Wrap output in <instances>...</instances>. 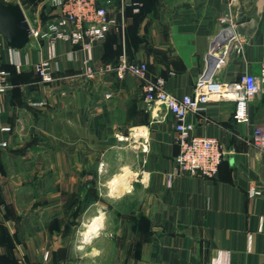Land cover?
I'll return each mask as SVG.
<instances>
[{
    "label": "crops",
    "instance_id": "0c3cea01",
    "mask_svg": "<svg viewBox=\"0 0 264 264\" xmlns=\"http://www.w3.org/2000/svg\"><path fill=\"white\" fill-rule=\"evenodd\" d=\"M17 1L27 19H47L44 0ZM125 3L107 7L117 28L94 46L95 67L125 52L177 97L214 69L221 82L261 75L264 0H142L138 14ZM216 36L224 43L207 55ZM48 52L30 41L16 67L1 51L11 87L0 95V264H264V155L249 143L264 88L248 122L234 120L232 100L190 113L194 133L217 138L224 155L213 177L175 173L174 119L143 100L144 80L87 77V54L59 41L43 81L31 64Z\"/></svg>",
    "mask_w": 264,
    "mask_h": 264
},
{
    "label": "built area",
    "instance_id": "2783aa9c",
    "mask_svg": "<svg viewBox=\"0 0 264 264\" xmlns=\"http://www.w3.org/2000/svg\"><path fill=\"white\" fill-rule=\"evenodd\" d=\"M125 4L139 10V1L122 0ZM112 0H44L40 7L47 12V19L41 20L38 16L32 20L27 19L30 33L29 41L45 42L49 52L48 57L40 55L39 60L31 64L43 81L53 79L50 59L54 57V48L59 41L76 45L87 54L82 67L87 77H93L103 71H111L122 79L126 76H134L144 80L143 100L149 105H158L169 112L174 119L175 141L179 151L175 157V173H188L204 177L216 175L224 151L220 141L215 137L197 135L194 133V124L187 121L190 113H202L205 105L210 100H232L234 102L233 118L236 122H248V104L264 88V65L261 75L243 73L233 81H218L214 74L215 69L209 73H203L195 81L191 94L177 97L170 93L165 80L161 77L147 79V65L145 62L129 60L125 52H122L116 63H107L94 66L91 64V55L94 46L102 41L110 29L117 28V22L108 15V5ZM224 21V19H221ZM238 40L235 35L228 37L227 42ZM219 39L216 36L211 40L207 55H212L218 50ZM7 50L9 63L19 67V50L7 45L5 40H0V95L11 87L9 73L2 68L1 51ZM216 60L221 59V54ZM216 51V52H215ZM221 56V57H220ZM219 57V58H218ZM29 63L24 64L27 66ZM106 96H109L107 94ZM3 129H7L4 127ZM249 143L259 153L264 155V121L256 123L252 127ZM6 143H0L5 146ZM258 193L252 186L249 194Z\"/></svg>",
    "mask_w": 264,
    "mask_h": 264
},
{
    "label": "water",
    "instance_id": "95a60500",
    "mask_svg": "<svg viewBox=\"0 0 264 264\" xmlns=\"http://www.w3.org/2000/svg\"><path fill=\"white\" fill-rule=\"evenodd\" d=\"M29 33V24L20 3L17 0H0V35L7 45L23 48L29 41ZM223 43L218 44V49Z\"/></svg>",
    "mask_w": 264,
    "mask_h": 264
},
{
    "label": "bare ground",
    "instance_id": "6f19581e",
    "mask_svg": "<svg viewBox=\"0 0 264 264\" xmlns=\"http://www.w3.org/2000/svg\"><path fill=\"white\" fill-rule=\"evenodd\" d=\"M126 173L124 175L119 176L118 178H114L112 180V183L114 184V186H116V188L114 189L115 191H117V193L122 190L123 188H125L127 186V181H126ZM111 183V185H112ZM113 189V188H112ZM101 217L100 216H96L93 218L92 222L90 223L92 228H96L98 226V224L100 223Z\"/></svg>",
    "mask_w": 264,
    "mask_h": 264
},
{
    "label": "trees",
    "instance_id": "16d2710c",
    "mask_svg": "<svg viewBox=\"0 0 264 264\" xmlns=\"http://www.w3.org/2000/svg\"><path fill=\"white\" fill-rule=\"evenodd\" d=\"M137 1H139V10L138 11H136L135 12V14H138V13H140L141 11H142V0H137ZM129 10L131 11V10H133L132 9V6H130V8H129ZM105 39V38H104ZM121 54V51L117 54V58H116V60L114 61V62H112V63H116L117 62V60H118V57H119V55ZM8 64V63H7ZM8 65H11V64H8ZM11 66H13V65H11ZM2 68L3 69H8V70H6L8 73H9V78H10V69H9V66H7L6 64H5V62L3 61V63H2Z\"/></svg>",
    "mask_w": 264,
    "mask_h": 264
},
{
    "label": "rangeland",
    "instance_id": "374dc122",
    "mask_svg": "<svg viewBox=\"0 0 264 264\" xmlns=\"http://www.w3.org/2000/svg\"><path fill=\"white\" fill-rule=\"evenodd\" d=\"M104 189H105V187H104ZM99 190H101V189H99ZM97 193H98V192H97ZM97 193H96V194L94 193V194H92V195L95 196V197H98V194H97ZM101 202H103V204H104L107 208L109 207V202H107L106 200H102ZM89 220H90V219H86V220L84 221V224L87 225L88 222H89ZM86 225H85V226H86ZM82 227H84V225H82Z\"/></svg>",
    "mask_w": 264,
    "mask_h": 264
}]
</instances>
